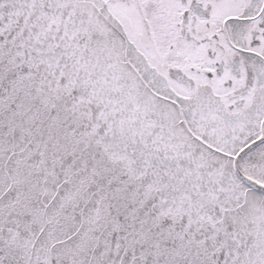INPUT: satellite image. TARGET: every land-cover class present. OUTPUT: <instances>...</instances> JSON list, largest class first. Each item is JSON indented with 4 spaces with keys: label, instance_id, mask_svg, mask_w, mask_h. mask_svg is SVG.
<instances>
[{
    "label": "snow or ice",
    "instance_id": "obj_1",
    "mask_svg": "<svg viewBox=\"0 0 264 264\" xmlns=\"http://www.w3.org/2000/svg\"><path fill=\"white\" fill-rule=\"evenodd\" d=\"M0 264H264V0H0Z\"/></svg>",
    "mask_w": 264,
    "mask_h": 264
}]
</instances>
